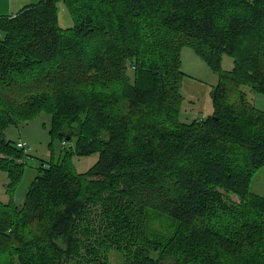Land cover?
I'll use <instances>...</instances> for the list:
<instances>
[{"label":"trees","instance_id":"1","mask_svg":"<svg viewBox=\"0 0 264 264\" xmlns=\"http://www.w3.org/2000/svg\"><path fill=\"white\" fill-rule=\"evenodd\" d=\"M184 47L220 73L211 114L188 123ZM243 88L264 96V0H40L0 16L6 193L27 156L3 137L9 125L46 113L62 150L21 206L0 202V264H110L111 249L121 264H264V197L250 189L264 110ZM94 153L73 170V156ZM149 212L173 230L151 229Z\"/></svg>","mask_w":264,"mask_h":264},{"label":"rangeland","instance_id":"2","mask_svg":"<svg viewBox=\"0 0 264 264\" xmlns=\"http://www.w3.org/2000/svg\"><path fill=\"white\" fill-rule=\"evenodd\" d=\"M18 2L19 0H15ZM40 0H24L25 6L37 3ZM2 0H0V11ZM21 6V5H20ZM14 9V12L20 7ZM24 7V6H23ZM58 24L61 27L73 25V19L67 9L59 1L57 3ZM8 14L10 11L8 10ZM1 13L0 12V16ZM180 71L183 73L180 93L182 103L179 112V121L191 122L195 119L204 118L212 112L211 91L220 82V73L214 72L208 67L198 55L190 48L184 47L180 54ZM221 72L229 71L233 66V59L227 54L221 57ZM130 73V72H129ZM248 101L257 109L264 110V96L250 92L243 88ZM50 117L46 113H40L33 119L26 122H18L16 125H9L3 131L6 140L16 144L19 141L26 143L29 148L26 151L24 171L20 180L14 188L12 196L6 193V176L0 172V202L7 203L12 198L16 206H21L24 202L25 194L31 180L38 173L41 163H57L62 156L61 146L58 140H52L48 134ZM98 160V154L89 156H73L71 164L76 173L87 171ZM250 189L258 196L264 197V168L257 169L250 183ZM234 200L236 198L234 197ZM148 214V226L153 230L163 231L165 234L173 230V219L157 215L153 212ZM110 264H121L120 254L111 249L109 251Z\"/></svg>","mask_w":264,"mask_h":264},{"label":"crops","instance_id":"3","mask_svg":"<svg viewBox=\"0 0 264 264\" xmlns=\"http://www.w3.org/2000/svg\"><path fill=\"white\" fill-rule=\"evenodd\" d=\"M24 0H19L18 2H16L15 0H2V6H1V13H5V14H1V16L4 15H14L17 11L14 12V9H16L18 7V5L20 7L25 6ZM21 9V8H20ZM8 10L10 11V13L8 14Z\"/></svg>","mask_w":264,"mask_h":264},{"label":"built area","instance_id":"4","mask_svg":"<svg viewBox=\"0 0 264 264\" xmlns=\"http://www.w3.org/2000/svg\"><path fill=\"white\" fill-rule=\"evenodd\" d=\"M16 147L19 148V149H22L25 153L26 151L29 150V148L27 147L26 143L22 142V141H19L16 143Z\"/></svg>","mask_w":264,"mask_h":264},{"label":"water","instance_id":"5","mask_svg":"<svg viewBox=\"0 0 264 264\" xmlns=\"http://www.w3.org/2000/svg\"><path fill=\"white\" fill-rule=\"evenodd\" d=\"M68 137H69V136H67V137H66V138H67V140H68Z\"/></svg>","mask_w":264,"mask_h":264}]
</instances>
